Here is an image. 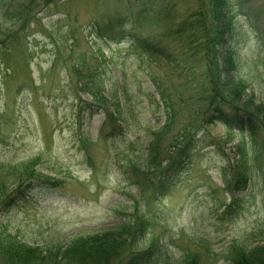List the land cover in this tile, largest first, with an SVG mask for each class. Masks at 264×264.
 I'll return each instance as SVG.
<instances>
[{"label":"rangeland","instance_id":"1","mask_svg":"<svg viewBox=\"0 0 264 264\" xmlns=\"http://www.w3.org/2000/svg\"><path fill=\"white\" fill-rule=\"evenodd\" d=\"M0 2L1 232L55 258L124 224L134 236L144 221L149 229L134 252L158 249L159 264H188L193 255L200 264H232L234 251L264 244V151L240 191L231 165L239 146L252 154L248 134L202 118L206 104L193 107L196 83L183 88L188 71L187 80H202L204 64L181 49L191 32L175 31L182 22L191 27L203 0H154L156 12L173 5L169 30L135 22L143 0ZM262 2H252V14L230 2L232 74L257 104L264 102ZM249 13L261 34L249 28ZM149 40L166 52L155 63L133 48ZM259 136L264 142V130ZM179 137L191 141L186 165L164 187L159 176ZM156 139L162 165L147 167Z\"/></svg>","mask_w":264,"mask_h":264},{"label":"trees","instance_id":"2","mask_svg":"<svg viewBox=\"0 0 264 264\" xmlns=\"http://www.w3.org/2000/svg\"><path fill=\"white\" fill-rule=\"evenodd\" d=\"M153 1L143 0L144 4L136 14L135 22L139 23L141 21L146 26L153 27L165 26V28H168L166 30H169L172 24L170 25L167 22L175 19L173 16V5H168V7L164 8V11L160 8L162 11L156 12L154 8L157 5L154 6L155 2ZM253 1L255 0H236V3L241 11L253 13V10L257 8H255L256 5L253 7ZM230 2L231 0H203L200 10L198 9L194 16L197 20L191 24V27L187 23L182 22L175 32H177L178 37L191 32L190 38H192V42L181 49L186 50L185 53L188 55L194 52L190 59L199 62L200 65L204 64V71L200 70L201 81L194 75L190 77V80H187L189 71L188 76L185 78L186 82L191 83H184L183 88L190 87L192 83H196L194 91L196 92L197 100L193 107L197 104H206L200 114L202 118L205 119L207 117L208 120L219 121L229 129H238L237 131L246 133L249 136L252 154L249 155L247 149L243 151V146H239V159L236 165H231V173L235 177L234 185L239 186L240 191L246 192L247 185L251 180L250 171L261 167L260 160L261 153L264 151V142L259 140V135L260 131L264 130V102L257 104L255 96L248 94L242 81L236 78L235 74H232L237 72L238 57H236L237 54L234 47H231L236 33V22ZM263 6L264 0L259 9ZM1 7L2 3L0 2L2 11L3 8ZM167 10L170 14L166 13ZM250 13L247 16L249 28L261 34L260 24L255 16L254 19L250 18ZM2 16L7 17V14L2 12ZM13 18L19 19L22 18V15L15 14ZM149 41L134 42L133 48L135 50L139 49L144 55L148 56L149 61L155 63L166 52H163L159 43L151 42L152 40ZM169 55L167 54L164 57L173 65ZM190 62H187L186 65H191ZM174 63L179 68V64L176 61ZM184 68L187 69L186 66ZM80 78L82 79V76ZM89 79L92 81L95 78L90 76ZM85 84L87 85L88 83ZM85 86L84 88H86ZM94 89L97 90V87ZM94 95L96 94L94 93ZM211 115L214 116L211 118ZM169 127L170 125L167 126V128ZM184 133L186 134V132ZM179 139L180 137L176 139L174 146L168 151L170 154L167 157V164L162 169V175L159 176L158 184H164V187H166L168 179H171L173 175L175 177L177 172H181L182 166L186 165L191 141L186 139L179 141ZM186 142H189L186 148H180ZM224 143L220 142L219 145H224ZM151 145L153 146L150 150L147 167L160 168L162 164L158 156L161 153L158 140L156 139ZM154 145H157L156 149ZM171 154H176V156L172 157ZM251 157H253L252 166L249 162ZM12 197L8 195L7 201H12ZM5 201L6 198L4 199V197L0 200V207L6 206ZM138 227L134 236L129 231L128 224H124L113 230L106 231L103 235L81 239L64 251L56 252L55 258H52V256L42 257L41 249L21 243L15 236L0 230V260L3 264H72L73 262L74 264H114L119 260L118 258L121 257L123 252L130 250L125 257H122L124 259L120 262L121 264H159L161 252L158 249L151 248L148 251L134 252L133 247L137 246L138 240L144 236V231L146 234L149 229V226L144 221H141ZM60 256L61 258L58 259ZM231 257L232 264H264V244L257 245L250 251L245 249L234 251ZM190 259L188 264H200L198 255H193Z\"/></svg>","mask_w":264,"mask_h":264}]
</instances>
